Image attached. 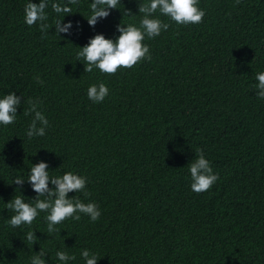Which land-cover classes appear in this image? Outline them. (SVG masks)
I'll return each instance as SVG.
<instances>
[{
    "label": "trees",
    "instance_id": "trees-1",
    "mask_svg": "<svg viewBox=\"0 0 264 264\" xmlns=\"http://www.w3.org/2000/svg\"><path fill=\"white\" fill-rule=\"evenodd\" d=\"M28 2L0 0V98L21 97L15 122L0 124V264H30L41 249L46 264H62L58 250L75 257L67 264H85L83 249L97 264H264V99L255 88L264 71V0H198L206 13L199 24L157 12L170 27L145 37L151 59L114 75L85 72L76 53L95 35L115 40L120 23L139 26L144 0H120L94 27L86 19L92 0H52L72 12L58 15L49 3L46 33L24 22ZM56 20L71 22L68 33H56ZM100 82L109 95L95 103L87 89ZM29 99L48 119L42 137L26 135ZM197 148L219 175L199 194L188 170ZM39 162L50 177H86L87 197L68 196L94 202L100 218L80 214L50 234L40 212L31 225L10 227L6 203L35 199L27 179Z\"/></svg>",
    "mask_w": 264,
    "mask_h": 264
},
{
    "label": "clouds",
    "instance_id": "clouds-1",
    "mask_svg": "<svg viewBox=\"0 0 264 264\" xmlns=\"http://www.w3.org/2000/svg\"><path fill=\"white\" fill-rule=\"evenodd\" d=\"M78 0H68V4H76ZM237 4L240 0H236ZM51 3L52 10L59 14H71L72 9L67 5H62L52 0H40L39 4L32 3L31 0L24 8V22L32 26L40 22V30L47 32L49 25L44 23L48 19L45 12L46 7ZM120 0H92L90 4L91 14L87 22L90 26H95L98 18H107L110 9H117ZM139 14L142 19L139 26L129 23L126 26L120 23L117 30L120 35L115 39H107L104 35H95L90 38L88 43L79 47L76 53L77 61H84V71L91 73L98 69L101 73L114 75L120 68L131 69L142 60H150L149 46L144 44L145 37L153 39L167 31L169 23H164L161 19L155 17L159 12L166 16L170 21L177 25L199 24L205 16V11L198 7V0H144L138 4ZM63 20H56V33H68L72 27L71 22L62 23ZM37 83H43L39 76L34 77ZM258 83L256 95L259 99H264V71H259L255 76ZM109 95V89L105 83L92 84L87 89L89 100L100 103ZM30 107L24 114H34L31 124L28 127L26 135L29 139L36 136H44L45 129L48 127V119L38 109L35 101L29 99ZM21 104V97L15 92L5 94L0 98V124L7 126L13 124L17 116V108ZM49 165L45 162L32 164L28 172L27 182L31 185L33 191L37 194L35 199L25 202L24 196H14L8 203L7 209L14 212L7 223L12 228H19L21 225H31L40 212H46L47 232L56 233L59 231L55 226L62 223L65 219L72 218L79 220L80 214L90 217L92 222L97 221L101 212L94 202L84 203L79 198H69L71 192H84L87 178L73 172H66L60 176L50 177L48 171ZM188 170L191 176V190L199 194L210 190L214 183L219 179L218 173H214L210 166V161L206 159L204 151L196 149L195 159L188 163ZM25 180L22 176H17L13 184L23 185ZM49 183L54 187L49 188ZM87 197L88 193L84 192ZM36 235L34 231H28L26 239L35 243ZM56 258L67 264L69 260H74L65 251L58 250ZM46 253L41 249L38 253L30 257V264H46L44 257ZM81 257L85 264H97L99 260L95 253L88 249L81 251Z\"/></svg>",
    "mask_w": 264,
    "mask_h": 264
}]
</instances>
